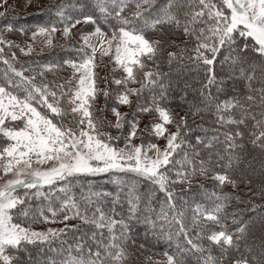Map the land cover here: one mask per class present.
Segmentation results:
<instances>
[{"label": "snow or ice", "instance_id": "obj_1", "mask_svg": "<svg viewBox=\"0 0 264 264\" xmlns=\"http://www.w3.org/2000/svg\"><path fill=\"white\" fill-rule=\"evenodd\" d=\"M156 2L94 0L99 13L105 20L113 18L117 27L111 29L110 36L99 26L93 32L81 35L83 47L79 50V59L63 62L73 70L72 78L63 83L36 84V75L43 78L45 71L51 72L60 66L30 65L18 70L4 58V48L0 47V61L8 68L3 74V82H0V137L5 141L0 147V179L13 177L0 185L2 264H13L16 259L15 255L9 254L10 250L15 253L26 251L29 245L50 246L58 239L61 241L60 248L49 247L48 250L61 259L47 257L44 264H129V248L142 250L145 247L143 244L136 245L132 235L133 223H143L155 234L158 221L161 229L165 224L174 225L175 236H182L187 247L179 248V255L165 252L164 261H153L148 257V264H183L185 253L194 256L197 264H257L254 257L250 259L240 250L246 226L239 227V235L234 238V234L227 231L226 224L222 223L221 213L233 198L230 194L206 192L209 199L216 203L211 208L196 204L186 223L185 210L178 206V193L174 185L186 184L190 188L195 176L209 178L211 172L210 178L217 187H236L238 181L232 173L234 166L238 167L241 163L246 132L253 148L264 152V70L262 86L254 89L252 81L256 69L245 72L241 67L240 77L247 81L248 93L242 100L236 96L218 99L227 82L239 78L233 73L237 65H242V53L251 47L264 59V0H166L163 6L155 9ZM129 8L133 9L130 18L124 15ZM4 15V12H0V17ZM57 16L66 22L62 29L65 37L81 22L96 24L91 15L83 17V21L71 22V17L65 16L64 5L58 7ZM135 21H140V25L137 26ZM165 28L191 37L193 47H181L174 40H169ZM6 29L12 31V25L7 24ZM57 31L55 25L38 27L32 33V40L37 36L45 37L44 43L52 46ZM149 31L156 33L158 38H149L146 35ZM93 38L99 40V47L91 42ZM238 38L244 41L239 48L236 47ZM0 44H6L9 48L16 46L2 37ZM168 46L177 48V51H166ZM33 50L31 45L26 51L21 49L26 55ZM222 51L228 54L219 59ZM98 52L101 57H110L116 66L114 71L122 73L120 79L114 78L112 81L117 86L114 94L116 107L111 109L115 123L98 115L97 112L102 110L95 108L98 95H103L105 99L112 95L107 89L97 87L95 69ZM11 55L15 60V53ZM162 59L170 69L175 65L174 71L177 73L195 71L198 77L203 76L199 80L200 87L195 89L203 107L189 102V112L195 117L203 111L214 110L216 127L207 129L202 124L198 125L205 133L211 131L213 135L206 138L196 136V144L203 145L205 149H214L221 144L222 150L209 151L206 158L195 159L201 152L186 139L193 131L188 124V115L177 116L164 106L169 102L172 85L168 79L171 73L160 70ZM218 64L221 68L228 66L229 71L224 77L218 76ZM25 72L36 75L26 76ZM134 84L138 87H131ZM190 87L185 83V89ZM145 92L149 94L148 99L141 103ZM187 95L185 90L180 99L186 101ZM132 97H136V107L132 118L127 120V135L113 136L103 131L105 127L124 128L125 117L129 114L122 113L119 106H131ZM40 108L45 109L47 114H43ZM233 110H238V115ZM151 113L155 114V119L150 121L151 134L166 141L163 148L150 142L146 145L132 143L140 130L139 115ZM248 121L252 122L251 127ZM17 122L22 126H14ZM170 125L175 131L170 130ZM122 138L125 140L124 146L117 147V142ZM186 148L191 151H186ZM150 152L154 154L149 155ZM177 155L181 157L179 160L175 158ZM217 168L220 170L217 171ZM130 174L149 185V190L144 193L146 214L142 217L139 215L142 197L138 194L137 181L124 179ZM105 175L117 185H127V216L117 212L119 193L105 211L103 198L109 194L94 191L90 180L81 185L82 204L73 194V181L79 183L82 178ZM58 184L62 185L57 191L63 194V198L57 197L59 206L53 207L51 190ZM45 186L49 189L47 194L41 190ZM19 187L36 189L35 196L49 199L46 208L36 211L28 207L20 208L19 218L29 219L32 223L37 220L56 223L57 218L62 217L59 222L64 227L36 231L15 222L17 217L13 214L14 210L25 204V198L15 195ZM200 187L203 189L204 186ZM158 192L164 194V200L160 202L157 212L152 207V201ZM234 198L240 200L239 196ZM185 203L180 200L181 205ZM45 212L50 215H45ZM153 214L155 219L152 218ZM71 220H79L82 225L88 226V230L82 231L80 225H70L68 222ZM210 224L218 226L220 230H212ZM193 231L194 236L190 235ZM70 232L81 233L73 244L63 240ZM172 238L173 233L169 231L167 239ZM204 239L219 250L218 255L212 254L211 247L198 242ZM65 244L67 247H64Z\"/></svg>", "mask_w": 264, "mask_h": 264}, {"label": "trees", "instance_id": "obj_2", "mask_svg": "<svg viewBox=\"0 0 264 264\" xmlns=\"http://www.w3.org/2000/svg\"><path fill=\"white\" fill-rule=\"evenodd\" d=\"M166 0H157L155 9L160 8L164 5ZM64 5L65 6V16L71 17V22L75 20L83 21V17L91 15L96 20V24L91 23H83L81 22V30L86 31L89 29H94L96 26H99L101 29L111 32V29L117 27L116 21L109 17L107 20L99 13L97 8L94 6V0H50L44 6L37 8V10L32 11H21L17 8L12 9L5 13L4 16L0 17V37H2L5 41H11L9 39H20L26 34H28L31 30L38 29L39 26L50 27L52 25L57 26V28H62L65 26L66 22H62L61 18L57 16L58 7ZM153 10V12L155 11ZM132 8L126 9L124 15H128L130 18V12ZM140 21H135L137 26L140 25ZM12 25V31H7L6 25ZM23 29V32H21ZM165 32L168 35L169 40H174L177 45L181 47L192 48L193 41L191 37L184 36L179 31H169L165 28ZM146 35L149 38H158L157 34L154 32H147ZM187 41V43H185ZM12 42V41H11ZM14 46L9 48L6 44H0V47L4 48V58L8 59L10 63L13 64L15 68L18 70L21 68H27L30 65L32 67H36L37 65L51 64V65H59L60 67L56 68L54 71H45L44 77L41 78L39 75H36L34 72H25L26 76L36 75V84L55 82L57 84L63 83L66 80L72 78V69L67 65H64L65 60H78L80 56L79 50L83 47V44L79 42L77 39L69 40L64 44H56L51 49H39L33 50L31 54L26 55L25 52L21 51V48L16 42H12ZM243 39L238 38L236 47L243 46ZM166 51H177V48L168 46ZM12 53H15V60L12 59ZM227 51H222L219 59H223V56L227 55ZM166 56V52H165ZM242 56V65H237L234 69V75L239 77L235 80H229L225 86L224 92L219 94L218 99L224 100L229 97L236 96L242 100V98L248 93L247 81H245L242 77H240V68L243 67L245 72H248L251 68H255V79L252 81V88L259 89L262 79V70H264V59H262L257 53L252 51L251 47L245 53L241 54ZM187 64V61H185ZM152 65H149L151 67ZM175 65L173 69H170L167 63L162 59L160 61V70L162 72H170L169 80L171 81L172 87L169 89V102L165 104V107H168L172 110V112L177 116L188 115V124L193 131H191L186 139H188L193 147L197 148L201 155L199 157H195V159H204L207 157V153L209 151L222 150L223 145L217 144L214 149H205L203 145L196 144L195 137L201 136L202 138L211 137L213 132L208 131L205 133L198 125H203V128L211 129L216 127L215 125V116L214 110H206L201 112L199 115L193 117L189 112L188 103H195L203 107L201 103V99L199 93L195 91L200 87L199 80L203 79V76H197L195 71H186L177 73L174 71ZM39 70V69H38ZM8 71L7 66L0 61V82H3V74ZM228 66L225 65L223 68L217 65V73L219 77H224L228 72ZM104 80L105 83L102 85L104 89H107L112 95H110L107 99L103 95H98L95 108L98 111L97 114L105 117L108 121H111L109 110L113 107H116L114 101V94L117 91V86L112 82L113 79H120L122 77V73L119 70L110 69V67L105 66L104 68ZM106 78V79H105ZM18 79V78H15ZM185 83L189 84L191 87L189 89H185ZM131 87H138V85H131ZM187 90L188 95L186 97V101L181 100L180 96L183 92ZM215 94V88L212 89ZM22 95V93H19ZM148 93H144V97L141 100L143 103L148 99ZM133 104L131 106H127L128 116L124 121V128L122 130H117L112 127H105L103 131L110 132L113 136H126L129 128L127 124V120L132 118V113L136 107V97H132ZM122 106V105H120ZM119 106V107H120ZM40 110L45 111V109L40 108ZM234 114L238 115V110H233ZM139 131L140 137L144 141L145 139L157 140L151 134V126L150 121L155 119V114H143L139 115ZM251 121H248L249 127H251ZM170 129H175L171 125ZM223 131V129H221ZM242 130H245L242 128ZM246 131V130H245ZM151 137V138H150ZM123 139V138H122ZM121 139V140H122ZM223 139V137H221ZM250 137L245 135L244 144L245 148L241 151L242 160L239 166H234V171L232 173L233 178L237 179L238 183L236 187L232 185H225L223 188H219L216 185V182L213 181L210 177L212 175L209 172V178H205L202 176H195L192 180L191 187L189 188L186 184L177 183L174 185L176 192L178 193V206H181L185 210L186 223L188 219L192 216V211L196 204H200L205 208H211L216 201L213 199H209L206 192L210 193L212 191H216L218 193H227L230 194L232 199L227 202L223 212L221 213L222 223L226 224L227 231L235 235H239L237 233V229L241 226H246V231L241 241V252L248 256L250 259L255 258L257 264H261L264 261V152H261L257 148H253L251 145ZM119 140L117 143H119ZM145 142V141H144ZM186 151H191V149H185ZM179 160L181 157L177 155L175 157ZM217 171L220 169L217 168ZM124 179L128 182L133 180L137 181V190L138 194L142 197V202L140 205L139 215L142 217L146 214L145 212V203H144V193L149 190V185L139 180V178L132 176L131 174L125 176ZM92 182L94 191H102L106 194L103 199L105 201L104 208L105 211L111 207V200L118 193L120 195V202L117 206V212L122 213L124 216H127L128 213V203L126 200L127 195V185L120 186L112 182L109 176H101V177H87L82 178L79 183L73 181V189L72 192L75 195L78 202L82 204L80 201V194L82 191L81 185L86 184L88 181ZM244 181V182H241ZM250 181V183H248ZM203 185V189L200 187ZM61 184L54 186L51 190L52 195L50 197L51 203L53 207H58L60 200L57 197L63 198V194L57 191ZM123 187V191L121 188ZM21 193L23 194V198H25V204L18 207L17 210H14V216L17 217L16 221L20 223H24L26 225H35L42 226L46 223L37 222L32 223L29 219H21L18 217V212L20 208L28 207L33 211H36L40 208H46L49 204V199L45 197H37L34 195L36 189H27L22 187ZM46 194L49 193V189L45 186L41 189ZM86 191V189H83ZM28 194L27 196L25 194ZM239 196L240 200H236L234 197ZM185 201L186 203L181 205L180 200ZM164 200L163 193H157L155 199L152 201V207L159 211L160 202ZM91 210V208H90ZM235 214V215H233ZM45 215H50L45 212ZM119 218V217H117ZM152 218L155 219V214L152 215ZM59 219L57 218L56 223L51 224H59ZM70 225H80L82 231H87L88 226L82 225L79 220H71L68 222ZM63 224V223H60ZM212 230H220L218 226L209 225ZM64 227V224L60 227ZM133 231L132 235L136 240V245L143 244L144 249H139L138 247H130V261L129 264H148V257H151L153 261H164L165 256L164 253L167 252L169 255H179V248L187 247L184 238L181 236L177 238L175 236L176 228L174 225L165 224L163 229L158 227L155 230V234L152 230H150L143 223H133L132 225ZM173 233V238L171 240L167 239L168 232ZM147 233V234H146ZM81 233H68L63 237V240L67 241V244L75 243V238L78 237ZM107 235V233H105ZM190 235H195V232H191ZM207 235V232L205 233ZM203 243L205 247H211V251L213 255H218L219 250L215 246H210L209 242L204 239L203 241H198ZM67 244L64 247H67ZM179 245V247H178ZM61 246V241L54 240L50 246H27V250H21L19 252H15L12 255H15L16 259L13 261L14 264H44V261L47 257H52L53 259L60 260L61 257L56 255L53 252H50L49 247L53 249H58ZM41 247L43 251H41ZM251 249V251H248ZM183 264H197V260L194 256L185 253L182 257Z\"/></svg>", "mask_w": 264, "mask_h": 264}, {"label": "rangeland", "instance_id": "obj_3", "mask_svg": "<svg viewBox=\"0 0 264 264\" xmlns=\"http://www.w3.org/2000/svg\"><path fill=\"white\" fill-rule=\"evenodd\" d=\"M48 2H50V0H0V12H8V11H11L12 9H15L17 8L18 10H21V11H32V10H37V8L41 7L42 5L44 6L45 4H47ZM41 27V26H39ZM42 27H45V26H42ZM57 27V26H56ZM58 31L55 33V35L53 36V45L52 46H47L45 43H44V40H45V37H41V36H37L35 38V40L33 41L32 40V33L34 31H37V29L35 30H31L28 34H26V36L22 37L21 40L19 39H9L11 40L12 42H16L19 47L21 49H25V51L27 50V48L31 45L33 47L34 50H39V49H45V50H48V49H51L54 45H56L57 43L58 44H64L65 42L67 41H71L73 39H78L79 42L81 44H83V41L81 40V35L82 34H87V33H90V32H93L95 30L94 29H89V30H86V31H83L81 30V23L80 24H77L74 28H72V31H71V34L67 37H65L63 34H62V28H57ZM104 32L108 33V31H105L104 29H102ZM108 35L110 36L111 35V32L108 33ZM92 43L94 44H97V46L99 47V40L97 38H93V40L91 41ZM96 62H97V67L95 69L96 73H97V87L100 88V89H104V87L102 85H104L105 83V80H104V75H102L104 73V68L105 66H108L110 67V69H115L116 66L115 64L111 61V58L110 57H107V56H104V57H101L99 52L97 53V57H96ZM127 109L128 107L127 106H120L119 107V110L122 112V113H128L127 112ZM40 110V109H39ZM43 114H47L45 111L43 110H40ZM109 113H110V117H111V123H115V116L112 114V111L111 109L109 110ZM126 119V117H125ZM55 122V120H54ZM14 126H22V124H19V122H17V125H14ZM172 131H175V129H170ZM151 132H152V129H151ZM140 131H138L137 133V139L133 140L132 143L133 144H141V143H144L145 145L147 143H154V144H158L161 148L164 147L166 141L163 139V138H157V140H151L153 138H151L150 140L148 139H145L144 141L141 139L140 137ZM4 139L2 137H0V147H2L4 145ZM125 144V140L122 139L119 143H117V147H123ZM154 153H149V155H153ZM13 177L11 176H4L2 179H0V185H2L6 180L8 179H11ZM22 187H19L17 188L16 190V193L15 195L17 196H20V197H23V194L21 193V190ZM15 222L17 223H20L19 221H16ZM22 223V222H21ZM23 226L25 227H30L36 231H46L48 228H60L63 224H51V223H46L45 225H42V226H31V225H26L24 223H22ZM9 254H13L11 252V250L9 251ZM0 264H2V262H0ZM14 264V263H13Z\"/></svg>", "mask_w": 264, "mask_h": 264}]
</instances>
